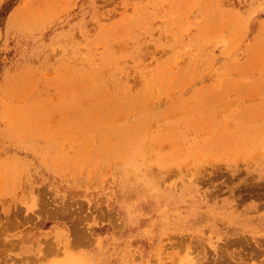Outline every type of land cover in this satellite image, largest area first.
Listing matches in <instances>:
<instances>
[{
    "label": "rangeland",
    "instance_id": "obj_1",
    "mask_svg": "<svg viewBox=\"0 0 264 264\" xmlns=\"http://www.w3.org/2000/svg\"><path fill=\"white\" fill-rule=\"evenodd\" d=\"M0 264H264V0H0Z\"/></svg>",
    "mask_w": 264,
    "mask_h": 264
}]
</instances>
